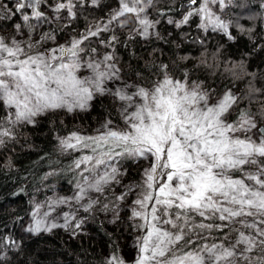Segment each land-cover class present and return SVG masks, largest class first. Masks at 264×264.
I'll list each match as a JSON object with an SVG mask.
<instances>
[{
    "label": "snow or ice",
    "instance_id": "1",
    "mask_svg": "<svg viewBox=\"0 0 264 264\" xmlns=\"http://www.w3.org/2000/svg\"><path fill=\"white\" fill-rule=\"evenodd\" d=\"M99 3H0V20L16 17L11 33L0 34V112L9 110L0 119V149L18 143L21 129L42 118L82 120L105 101L111 109L94 132L71 129L55 137L61 155L81 153L63 170L73 173L74 193L34 202L25 230L39 235L61 228L75 237L97 213L119 227L127 210L132 259L116 243L104 264H264V78L243 58L221 57V66L207 57L213 34L264 46L253 36L257 16L248 0H117L110 15L73 29L64 43L56 39L62 28L44 30L54 21L67 28L79 9ZM161 21L175 34L161 32ZM193 25L198 36L190 33ZM117 29L128 33L125 47L137 38L152 45L130 74L116 53ZM105 32L110 35L102 39ZM94 39L110 51L98 52ZM185 43L199 44L201 54L184 52ZM162 44L169 46L168 59L161 58ZM204 70L227 81L219 92L208 76L201 78ZM129 160L146 166L138 179L124 182L122 161ZM57 174L54 169L42 179ZM19 247L20 241L0 234V254Z\"/></svg>",
    "mask_w": 264,
    "mask_h": 264
},
{
    "label": "trees",
    "instance_id": "2",
    "mask_svg": "<svg viewBox=\"0 0 264 264\" xmlns=\"http://www.w3.org/2000/svg\"><path fill=\"white\" fill-rule=\"evenodd\" d=\"M176 2L180 3V0ZM248 3L257 16V19L252 21L256 26L253 36L256 38V43L264 45L260 19L263 17L264 8L259 7V0H248ZM108 7L109 2L102 0L98 7L85 6L79 9L78 19L67 28L75 29V32L82 31L86 25L103 18ZM9 21L10 18L0 20V26L4 30L7 29ZM55 26L62 28V31L65 29L63 21H57ZM161 26L175 34V30H171L170 26L163 21ZM190 33L198 36L194 25ZM117 34L120 36L121 43H117L116 53L123 71L130 74L138 64H142L141 58L152 45H145L137 38L134 41H126L127 47H125L123 42H125L126 30ZM94 43L95 40L91 42V44ZM220 45H223L220 57H214L213 51ZM160 46L165 50V55L161 58L168 59L171 56V52L168 51L169 46L163 44ZM207 49L209 64L222 66L221 57H227L230 60L243 58L249 71L256 73L258 79L264 78V46L255 48L253 42L245 37H239L235 43L226 42L220 36L213 34L208 38ZM183 51L198 57L201 54V46L185 43ZM204 76H208L207 70H204L201 78L203 79ZM260 82L264 83V80ZM208 83L216 87L219 92L227 81L217 74L216 77L208 76ZM236 87H242V81H236ZM3 111L0 112V117ZM110 112L111 109L105 101L104 104H98L91 113L82 114L84 117L82 120L79 118L74 120L66 115L52 116L50 119L42 118L35 127L26 126L21 129L23 135L18 138V143L14 142L9 144L8 148L0 149V234L18 238L20 241L19 249L0 255V264H104V258L112 251L116 243L119 244V253L127 258L123 250V243L130 230L126 220L127 210L121 211V217L125 222L119 227L110 225L97 213L94 218L85 221L83 233L75 237H71L68 232L59 228L51 233L39 235L22 231L31 212V195L35 190H46L56 186L63 191H69L73 187V173L63 170L67 169L73 158L81 153L61 155L58 152L55 137L63 136L71 129L94 132V126ZM111 116L116 118L114 112ZM60 120H63V124L59 122ZM9 162L11 167H8ZM140 164L141 162L127 165L126 180L139 178ZM54 169L59 174L51 175L47 180L42 179Z\"/></svg>",
    "mask_w": 264,
    "mask_h": 264
},
{
    "label": "rangeland",
    "instance_id": "3",
    "mask_svg": "<svg viewBox=\"0 0 264 264\" xmlns=\"http://www.w3.org/2000/svg\"><path fill=\"white\" fill-rule=\"evenodd\" d=\"M100 1H102V0H100ZM104 1H107V2H109V7H108V9L106 10V12H105V14L103 15V18H105L106 16H108V15H110L111 14V12L112 11H114L116 8H117V0H104ZM7 3V5H8V7H11L12 5H13V3L15 2V0H0V3ZM48 11V13H49V15H51V9H48L47 10ZM62 17L64 16V14L63 13H61L60 14ZM263 17H264V14H263ZM102 17L100 18V19H103ZM15 19H16V17H11L10 18V21H9V25H8V28L7 29H5L2 33H0V34H4V35H7V34H10L11 33V31H12V28H11V24L15 21ZM99 19V20H100ZM98 21V20H97ZM96 21V22H97ZM57 21H54L53 22V24H51V25H44V30H48V29H56V26H55V23H56ZM96 22H94V23H96ZM166 24V23H165ZM166 25H168V24H166ZM168 26H170V25H168ZM159 28H160V31H162V32H168L167 31V29H165V27H163V26H161V24H160V26H159ZM170 28H171V30H174L173 28H172V26H170ZM170 28H169V30H170ZM124 29H117L116 31L117 32H122ZM126 33H127V31H126ZM73 34H75L74 32H73V29L72 28H65L64 29V31H59L58 33H57V36H56V39H57V41L59 42V43H64L66 40H67V38H68V36L69 35H73ZM128 34V33H127ZM127 34H124V37H126V35ZM261 34H262V36L264 37V26H261ZM110 35V33H108V32H105V33H103L102 34V36H101V38L102 39H106L108 36ZM95 40V39H94ZM91 46L92 47H97V50H98V52H104V51H110V49H105L104 47H102V46H100L97 42H96V40H95V43L94 44H91ZM9 110L8 109H4V111H3V113H2V115H1V117H0V119H6V116H5V113H7ZM101 121V120H100ZM100 121L94 126V130L98 127V125H99V123H100ZM93 130V131H94ZM122 163H123V165H124V167L125 168H127V165H129V164H133V162L132 161H122ZM144 166H146V162H141V164H140V166H139V172H138V175L140 176V173H141V171L143 170V167ZM131 180H133V179H130V180H126V176L124 177V182H128V181H131ZM117 191H119V188H117ZM73 193H74V187H72L69 191H63V190H61L60 188H58V187H56V186H51V187H49L48 189H46V190H35V192L31 195V201H32V208H31V212H32V210H33V208H34V202H40V203H43V202H45V201H47V200H50V199H54L55 197H57V196H68V197H70V196H72L73 195ZM62 209L64 210V211H69L70 210V206H68V205H64V206H62ZM31 212H30V215H29V217H28V220L26 221V223H25V225L23 226V229H22V231L23 232H27L25 229L31 224V222H32V219H31ZM53 216H56V213H53L52 214ZM79 215H85L83 212H81ZM99 215L105 220V221H107V217H106V215L104 214V213H99ZM111 214L109 213L108 214V216H110ZM56 222L57 223H61L62 222V220L60 219V217H57L56 218ZM108 222V221H107ZM110 224V223H109ZM111 225V224H110ZM59 229H61V228H59ZM84 227H83V231H84ZM61 230H64V229H61ZM65 231V230H64ZM66 232H68V231H66ZM28 233V232H27ZM69 233V232H68ZM133 230L132 229H130L129 230V232H128V237L126 238V241H124V246H123V250H124V252H126V255H127V258L126 259H128V260H131V258H132V256H133V251H134V249L131 247V245H132V237H133ZM15 239H17L18 241H19V239L18 238H15ZM13 250V249H12ZM8 251H11V250H5L2 254H0L1 256H3V255H5V254H7V252Z\"/></svg>",
    "mask_w": 264,
    "mask_h": 264
}]
</instances>
